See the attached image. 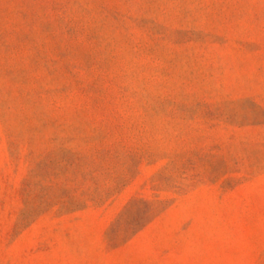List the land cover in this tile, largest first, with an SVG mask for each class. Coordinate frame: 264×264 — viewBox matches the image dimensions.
Instances as JSON below:
<instances>
[{"label": "rangeland", "instance_id": "374dc122", "mask_svg": "<svg viewBox=\"0 0 264 264\" xmlns=\"http://www.w3.org/2000/svg\"><path fill=\"white\" fill-rule=\"evenodd\" d=\"M0 264H264V0H0Z\"/></svg>", "mask_w": 264, "mask_h": 264}]
</instances>
